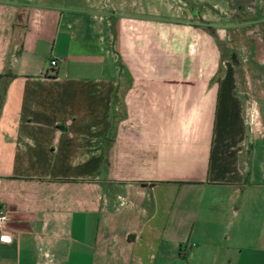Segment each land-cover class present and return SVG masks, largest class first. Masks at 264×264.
<instances>
[{
  "label": "crops",
  "instance_id": "crops-1",
  "mask_svg": "<svg viewBox=\"0 0 264 264\" xmlns=\"http://www.w3.org/2000/svg\"><path fill=\"white\" fill-rule=\"evenodd\" d=\"M220 32L0 0V264H264V63Z\"/></svg>",
  "mask_w": 264,
  "mask_h": 264
},
{
  "label": "rangeland",
  "instance_id": "rangeland-1",
  "mask_svg": "<svg viewBox=\"0 0 264 264\" xmlns=\"http://www.w3.org/2000/svg\"><path fill=\"white\" fill-rule=\"evenodd\" d=\"M89 8L110 23L117 16L131 15L191 22L209 32L219 29L226 54L234 55L238 78H260L256 59L264 63V21L230 0H89Z\"/></svg>",
  "mask_w": 264,
  "mask_h": 264
},
{
  "label": "built area",
  "instance_id": "built-area-1",
  "mask_svg": "<svg viewBox=\"0 0 264 264\" xmlns=\"http://www.w3.org/2000/svg\"><path fill=\"white\" fill-rule=\"evenodd\" d=\"M50 68H55L57 66L55 60H51L49 63ZM7 224V217L3 214H0V239L11 241L13 239V236L9 231L5 229V226Z\"/></svg>",
  "mask_w": 264,
  "mask_h": 264
},
{
  "label": "water",
  "instance_id": "water-1",
  "mask_svg": "<svg viewBox=\"0 0 264 264\" xmlns=\"http://www.w3.org/2000/svg\"><path fill=\"white\" fill-rule=\"evenodd\" d=\"M231 63L234 64V55L231 57Z\"/></svg>",
  "mask_w": 264,
  "mask_h": 264
}]
</instances>
